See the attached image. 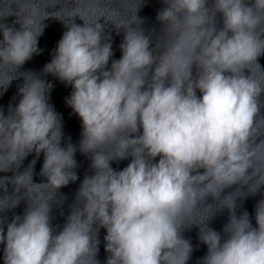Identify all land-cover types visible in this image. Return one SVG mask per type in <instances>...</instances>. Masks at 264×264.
I'll use <instances>...</instances> for the list:
<instances>
[{"label":"clouds","instance_id":"1","mask_svg":"<svg viewBox=\"0 0 264 264\" xmlns=\"http://www.w3.org/2000/svg\"><path fill=\"white\" fill-rule=\"evenodd\" d=\"M132 3L122 18L100 11L101 0L66 16L76 0H51L42 12L40 0H0V94L23 81L18 103L0 107V172L13 173L0 177L4 264H100L101 229L105 264H188L193 226L207 249L196 264H264V0H162L161 27L147 33L143 0ZM10 16L12 25L2 22ZM49 18L65 28L50 62L41 74L20 71L43 51ZM108 24L123 32L119 59ZM48 75L72 89L65 104L81 121L78 144L65 139ZM77 152L91 171L54 226L53 207L67 200L60 189L79 179ZM41 154L44 182L35 183ZM258 194L253 225L241 209ZM22 201L9 222L3 214ZM225 210L221 230L210 227Z\"/></svg>","mask_w":264,"mask_h":264}]
</instances>
